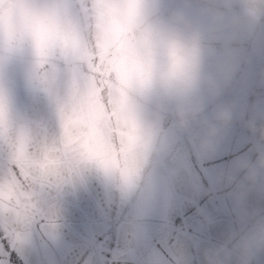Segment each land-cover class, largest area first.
<instances>
[{
  "label": "water",
  "instance_id": "obj_1",
  "mask_svg": "<svg viewBox=\"0 0 264 264\" xmlns=\"http://www.w3.org/2000/svg\"><path fill=\"white\" fill-rule=\"evenodd\" d=\"M12 2L0 0L3 11ZM63 8L54 37L39 52L29 49L22 57L23 76L19 58L5 64L13 120L47 127L50 139L82 115L100 120L96 81L102 71H116L120 117L131 127L128 148L107 180L117 206L137 195L178 153L210 158L234 140L233 158L215 170L208 185L193 186L197 194L226 204L223 228L197 252L180 247L169 264H209L218 249L227 258L264 219V14L252 0H125L112 26L113 58L102 69L93 66L87 29L83 44L73 32L71 0H64ZM68 151L66 177L58 175L59 158L39 161L40 175L33 179L44 195L19 193L14 204L22 219L41 209L57 211L64 186L80 174V154L73 147ZM4 189L0 225L12 220L6 183ZM204 219L214 223L211 216ZM255 264H264V252Z\"/></svg>",
  "mask_w": 264,
  "mask_h": 264
},
{
  "label": "snow or ice",
  "instance_id": "obj_2",
  "mask_svg": "<svg viewBox=\"0 0 264 264\" xmlns=\"http://www.w3.org/2000/svg\"><path fill=\"white\" fill-rule=\"evenodd\" d=\"M63 4L64 0H13L5 12L0 3V204L6 183L12 213L11 222L0 225V264H169L180 247L197 252L223 228L227 207L210 195L197 194L193 186L208 185L215 170L233 158L234 140L210 158L178 153L137 195L117 206L107 180L128 148L131 127L120 117L116 71L106 69L96 81L104 113L100 120L82 115L51 139L47 127L17 125L13 120L14 96L3 81L5 64L19 58L23 76L22 57L29 49L39 52L54 37L62 24ZM71 4L75 36L83 44L87 29L93 66L104 69L113 58L112 26L125 0ZM72 138L75 142L69 145ZM97 143L99 149L94 147ZM69 147L80 154V174L64 186L57 211L41 209L22 219L14 204L19 193L44 195L33 179L40 175L39 161L59 158L58 175L66 177L63 161L70 155ZM133 180L142 183L137 177ZM205 216L213 217L214 223Z\"/></svg>",
  "mask_w": 264,
  "mask_h": 264
},
{
  "label": "clouds",
  "instance_id": "obj_3",
  "mask_svg": "<svg viewBox=\"0 0 264 264\" xmlns=\"http://www.w3.org/2000/svg\"><path fill=\"white\" fill-rule=\"evenodd\" d=\"M253 8L260 14H264V0H252ZM218 249L209 257V264H255L258 253L264 252V219L258 226L250 230L243 238V242L232 246L227 258L220 257Z\"/></svg>",
  "mask_w": 264,
  "mask_h": 264
}]
</instances>
